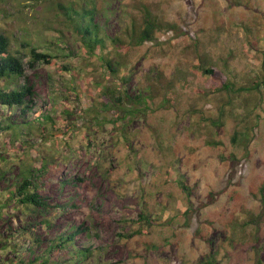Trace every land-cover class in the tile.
I'll use <instances>...</instances> for the list:
<instances>
[{
    "label": "rangeland",
    "instance_id": "obj_1",
    "mask_svg": "<svg viewBox=\"0 0 264 264\" xmlns=\"http://www.w3.org/2000/svg\"><path fill=\"white\" fill-rule=\"evenodd\" d=\"M58 1L0 0L33 90L25 116L0 105L25 118L0 130V264H264V0H93V52ZM30 47L51 62L28 66ZM22 172L44 209L7 194Z\"/></svg>",
    "mask_w": 264,
    "mask_h": 264
},
{
    "label": "trees",
    "instance_id": "obj_2",
    "mask_svg": "<svg viewBox=\"0 0 264 264\" xmlns=\"http://www.w3.org/2000/svg\"><path fill=\"white\" fill-rule=\"evenodd\" d=\"M93 0H85L81 4L76 1L68 0L66 3H62L60 1L56 2L60 14L64 17V20L68 23V26L71 27L72 31L75 34H78L81 38L82 45L89 51L93 52L96 46L103 45V38L99 35L100 27L94 21V16L97 13V9L95 5L92 3ZM145 26L140 31L139 36L136 39V43L140 44L145 40H151L153 38V33L155 29L158 28L159 23L153 20L150 17V13L148 11L145 12ZM171 26V25H170ZM170 29V27H167ZM116 39H114L115 41ZM51 62V55L48 53H44L39 51L34 47H30L29 49V60L27 62L28 66L34 67L36 63H45L48 64ZM112 62L110 60H106L107 68L112 72L114 67H112ZM201 69V68H199ZM203 73L214 75L215 71L213 68H203L201 69ZM24 78V66L23 61L20 56L11 52L10 50V42L6 35L0 33V79H4L6 82L9 80H15L19 78ZM264 82V79L262 80ZM221 88L228 89V92H239L244 90L245 88H237L231 89L230 83L221 81ZM231 90V91H230ZM33 95L32 85L24 78V82L22 84L16 83V85L11 89H3L0 88V105H4L7 107H17L20 108V114L25 116L26 112L29 110V104L31 100V96ZM112 97V93H110ZM123 98H126V95H122ZM104 104L112 103L110 101V96L108 91H104L103 93ZM1 121L5 120L8 124L2 125L0 122V130H11L14 131L15 123H19L25 119H20L19 121H15L10 119L8 116H3L0 113ZM49 116V115H48ZM1 174V173H0ZM21 179L16 184L13 191H8L7 194H11V198H16L19 204H23L26 208L34 206L36 208H45L47 206L45 200L46 196L38 191L36 185L31 183L30 174L21 173ZM1 176V175H0ZM64 182V181H63ZM7 196V195H6ZM6 207V199L4 205ZM82 227H75L70 232H65L62 235L57 237V241L50 245L51 249H67L71 250L70 247L73 246V236L74 233L81 229ZM90 247H82V248H74L71 251V256L75 260L82 261L85 259L88 254L91 252L89 250ZM202 264H216L215 257L213 252H209L205 258L201 261Z\"/></svg>",
    "mask_w": 264,
    "mask_h": 264
}]
</instances>
